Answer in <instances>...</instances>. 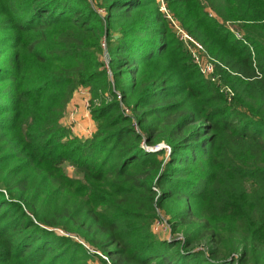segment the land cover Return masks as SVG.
Listing matches in <instances>:
<instances>
[{"label": "trees", "instance_id": "16d2710c", "mask_svg": "<svg viewBox=\"0 0 264 264\" xmlns=\"http://www.w3.org/2000/svg\"><path fill=\"white\" fill-rule=\"evenodd\" d=\"M165 6L221 84L158 0H0V264H264V0Z\"/></svg>", "mask_w": 264, "mask_h": 264}, {"label": "built area", "instance_id": "2783aa9c", "mask_svg": "<svg viewBox=\"0 0 264 264\" xmlns=\"http://www.w3.org/2000/svg\"><path fill=\"white\" fill-rule=\"evenodd\" d=\"M161 4L162 11L166 14L167 18L169 19L173 30L178 37V39L184 44L186 50L189 52L193 63L200 69L201 73L211 82L215 84H221L220 76L216 73V66L217 61L213 59L209 54L206 52L204 46L198 42L195 38H193L189 33H187L182 26L175 20L167 11L165 6V0H158ZM227 28L235 35L237 39H242L245 44H248L247 41L243 39V35L240 33V31L237 30V28L232 23L226 24ZM84 88L79 89L78 91H83ZM223 89H226L223 87ZM88 106H89V100H88ZM161 216V214H160ZM157 222V223H156ZM153 226L157 229L158 225H162L163 227L169 228L170 226L167 222V220L162 221V216L159 220H157ZM164 229V228H162ZM160 230V228L158 229ZM170 234L164 236L166 238H171V230L169 231ZM86 248H88L90 251H93L91 248H89L87 245H85L83 242H81ZM103 259H105L109 264L110 261L108 257L102 255L101 253H98Z\"/></svg>", "mask_w": 264, "mask_h": 264}, {"label": "crops", "instance_id": "0c3cea01", "mask_svg": "<svg viewBox=\"0 0 264 264\" xmlns=\"http://www.w3.org/2000/svg\"><path fill=\"white\" fill-rule=\"evenodd\" d=\"M86 94H87V97H86ZM84 96H85V99H84ZM88 96H90L89 89H83V91H77L74 94L73 100L71 101V103L68 107V111L71 110L72 108H75V107H77V109H78L77 110L78 116L76 119L79 120V122L75 125V127L69 126L71 124H69L68 116H66L62 120L63 125L71 128L74 136L79 137L81 139L90 138L93 135V133L96 131L95 123L92 121L89 109L85 105V103L88 102ZM86 115H87L89 121H86V118L83 121L82 117H86ZM88 122H89L90 133H87V126H85V123H86V125H88Z\"/></svg>", "mask_w": 264, "mask_h": 264}, {"label": "rangeland", "instance_id": "374dc122", "mask_svg": "<svg viewBox=\"0 0 264 264\" xmlns=\"http://www.w3.org/2000/svg\"><path fill=\"white\" fill-rule=\"evenodd\" d=\"M86 97H87V94H86ZM89 98H90V96H88V100H89ZM84 99H85V96H84ZM85 105L87 106V108H88V103L86 102L85 103ZM77 107H75V108H72L71 110H69L68 111V114H67V116H68V119H69V124H71V125H69V126H73V127H75V125L79 122V120H77L76 118H77ZM91 116V115H90ZM83 118V121L85 120V118H86V121H89V119H88V117H87V115H86V117H82ZM92 119V118H91ZM93 121V120H92ZM63 124V123H62ZM85 126H87V133H90V131H89V122H88V125H86V123H85ZM66 172H68L69 173V175H73V169H71L70 167H67L66 168ZM160 214H161V216H162V221L163 220H167V218H166V216L164 215V213L163 212H160ZM157 223V222H156ZM160 228V230H158ZM162 228H164V229H162ZM167 227H163L162 225H158L157 226V229L154 227V232H155V234H157V236H159V237H162V236H166V235H168V234H170V230H169V228L168 229H166ZM94 264H98L97 262L96 263H94Z\"/></svg>", "mask_w": 264, "mask_h": 264}, {"label": "water", "instance_id": "95a60500", "mask_svg": "<svg viewBox=\"0 0 264 264\" xmlns=\"http://www.w3.org/2000/svg\"><path fill=\"white\" fill-rule=\"evenodd\" d=\"M106 58L109 59L108 54L106 55ZM162 147H163V146H159V147H157L155 150H159V149H161Z\"/></svg>", "mask_w": 264, "mask_h": 264}]
</instances>
